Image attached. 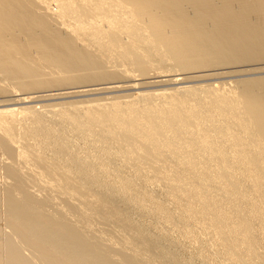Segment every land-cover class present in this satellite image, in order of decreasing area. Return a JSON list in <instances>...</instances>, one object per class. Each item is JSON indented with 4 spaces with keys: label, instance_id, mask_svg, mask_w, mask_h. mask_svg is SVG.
Returning <instances> with one entry per match:
<instances>
[{
    "label": "bare ground",
    "instance_id": "obj_1",
    "mask_svg": "<svg viewBox=\"0 0 264 264\" xmlns=\"http://www.w3.org/2000/svg\"><path fill=\"white\" fill-rule=\"evenodd\" d=\"M184 243L264 264V0H0V264Z\"/></svg>",
    "mask_w": 264,
    "mask_h": 264
},
{
    "label": "rangeland",
    "instance_id": "obj_2",
    "mask_svg": "<svg viewBox=\"0 0 264 264\" xmlns=\"http://www.w3.org/2000/svg\"><path fill=\"white\" fill-rule=\"evenodd\" d=\"M51 7L52 8H54L55 7V4L53 3V4H51ZM188 76V75H187ZM190 76H192V75H189V77ZM208 77V78H207ZM213 77H215V76H213ZM213 77L211 78L210 76H205V77H200L201 79L199 80V79H197V78H192V77H190L189 79L187 78V79H183L182 81H181V79H179V80H176V83H180V82H183L184 81V84H182V85H173V86H164V87H157V88H154L153 90H156V89H171V88H178V87H187V86H199V87H202V85L203 86H205V85H208V84H210V83H217L218 85L220 84L219 82H221V81H225V79L227 80V81H229V80H232L231 78L230 79H228L227 78V75H224L223 76V78H225V79H217V80H210V79H213ZM229 77V76H228ZM205 78V79H204ZM187 80H189V82H187ZM179 81V82H178ZM209 82V83H208ZM173 83H175V81L173 82ZM150 90H152V89H150ZM101 95V94H100ZM100 95L99 94H97V96L96 95H94V96H90V97H86V98H88V99H90V98H98V96L100 97ZM103 96H105V95H101V97H103ZM75 101V99L74 98H69V99H65L64 101ZM51 102H54V101H51ZM42 196V195H41ZM44 196V195H43ZM180 244V243H179ZM178 244V246H180V247H178V251H179V253L185 258V259H193L194 260V263L195 264H200L199 262H198V260L196 259V256L194 255L193 256V253H194V250H192L193 248L192 247H190V246H187V244H182V245H179ZM187 247H189V248H187ZM181 248V249H180ZM187 248V249H186ZM182 249H183V251H182ZM184 249H186L187 250V252H185L184 251ZM189 249H191V250H189ZM180 250H181V252H180ZM184 253V254H183ZM187 253H188V255H187ZM194 254H196V253H194ZM193 257V258H192ZM196 261V262H195Z\"/></svg>",
    "mask_w": 264,
    "mask_h": 264
}]
</instances>
